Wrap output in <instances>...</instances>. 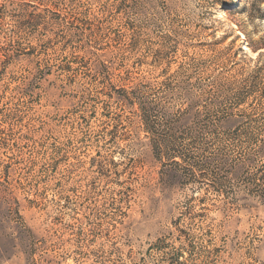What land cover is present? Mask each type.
I'll return each mask as SVG.
<instances>
[{
    "label": "rangeland",
    "instance_id": "1",
    "mask_svg": "<svg viewBox=\"0 0 264 264\" xmlns=\"http://www.w3.org/2000/svg\"><path fill=\"white\" fill-rule=\"evenodd\" d=\"M0 264H264V0H0Z\"/></svg>",
    "mask_w": 264,
    "mask_h": 264
},
{
    "label": "trees",
    "instance_id": "2",
    "mask_svg": "<svg viewBox=\"0 0 264 264\" xmlns=\"http://www.w3.org/2000/svg\"><path fill=\"white\" fill-rule=\"evenodd\" d=\"M139 109H140L142 121L145 124L146 131L149 132L150 134L154 135V130L152 128L153 126L151 125L152 124V121H151L152 108L140 106ZM156 137H157L156 141H155L156 144L154 147H155V153L157 154V157H162L164 155H165V157H170L172 159L171 165L178 166L179 163H178V161L175 160V158L181 157V156H180V153L178 152V150H176L175 145H173V144L167 145V143H165V140L159 139L158 136H156ZM170 149H172V151H170ZM166 173L167 172H165V171L161 172V183H162V181H164V179H163L164 175L167 176ZM169 177L172 179L178 178V176L175 174H171V175H169ZM229 184H230V178L227 176V174L224 176L223 175L219 176L216 180V188H226Z\"/></svg>",
    "mask_w": 264,
    "mask_h": 264
}]
</instances>
